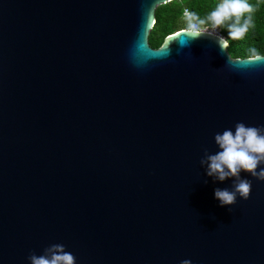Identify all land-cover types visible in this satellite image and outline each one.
Listing matches in <instances>:
<instances>
[{"label":"water","instance_id":"95a60500","mask_svg":"<svg viewBox=\"0 0 264 264\" xmlns=\"http://www.w3.org/2000/svg\"><path fill=\"white\" fill-rule=\"evenodd\" d=\"M173 0H0V264H264V181L219 206L214 133L264 125V55L170 34ZM181 42L187 46L178 48ZM222 43V47H221Z\"/></svg>","mask_w":264,"mask_h":264},{"label":"clouds","instance_id":"9594fccd","mask_svg":"<svg viewBox=\"0 0 264 264\" xmlns=\"http://www.w3.org/2000/svg\"><path fill=\"white\" fill-rule=\"evenodd\" d=\"M251 11L247 0H217L204 18L194 12H185V27L181 31L197 38L203 33L211 34L215 29L224 27L230 38L240 39L251 24V17L245 15ZM185 46L187 44L181 42L178 53ZM259 58L255 49H252L250 59ZM213 139L217 150L210 153L204 149L199 163L205 176L211 177L214 182L231 180L230 187L213 190V197L219 206H231L237 197L247 199L250 194L252 182L246 176L242 177L241 172L264 181V125L246 126L238 121L232 128L214 133ZM26 259L29 264H75V256L62 243L44 247L39 255L30 252ZM179 264L193 262L185 258Z\"/></svg>","mask_w":264,"mask_h":264},{"label":"trees","instance_id":"16d2710c","mask_svg":"<svg viewBox=\"0 0 264 264\" xmlns=\"http://www.w3.org/2000/svg\"><path fill=\"white\" fill-rule=\"evenodd\" d=\"M217 0H173L159 5L156 9V22L149 34V43L152 47H160L167 36L185 27L183 13L185 8L204 18L215 6ZM251 5V24L248 31L240 39L228 36L226 28L221 27L229 45L228 51L234 58H246L252 55L255 49L257 55H264V0H247Z\"/></svg>","mask_w":264,"mask_h":264},{"label":"built area","instance_id":"2783aa9c","mask_svg":"<svg viewBox=\"0 0 264 264\" xmlns=\"http://www.w3.org/2000/svg\"><path fill=\"white\" fill-rule=\"evenodd\" d=\"M185 12H191V10L189 8H185L184 9V13H183V19L184 20H185V16H184ZM211 34H214V35H217L219 37H222V38L226 39V37L223 34V31H222V28L221 27L215 29Z\"/></svg>","mask_w":264,"mask_h":264}]
</instances>
